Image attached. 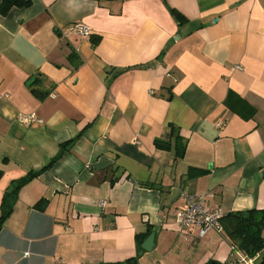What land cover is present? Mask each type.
Returning a JSON list of instances; mask_svg holds the SVG:
<instances>
[{"label": "crops", "instance_id": "obj_1", "mask_svg": "<svg viewBox=\"0 0 264 264\" xmlns=\"http://www.w3.org/2000/svg\"><path fill=\"white\" fill-rule=\"evenodd\" d=\"M20 1L0 13V264L123 260L147 230L139 264L239 259L175 217L184 194L264 209V0Z\"/></svg>", "mask_w": 264, "mask_h": 264}, {"label": "trees", "instance_id": "obj_2", "mask_svg": "<svg viewBox=\"0 0 264 264\" xmlns=\"http://www.w3.org/2000/svg\"><path fill=\"white\" fill-rule=\"evenodd\" d=\"M20 0H2L0 4V13H6L13 5L21 4ZM179 19L182 18L181 14L177 13ZM173 130V128H171ZM73 140L68 141L71 143ZM158 147L167 148L168 142L163 141L162 139L155 140ZM61 144L62 147L65 144ZM54 160H51L45 165L44 168H47ZM1 172V170H0ZM38 172H30L28 177L18 182L15 186L17 189L20 187V184L26 182V180L31 179L36 176ZM1 176V174H0ZM8 197L3 196L1 201V213H0V224L2 225L3 221L9 216L13 208V204L8 203ZM45 203V199H39L34 206L39 208ZM225 234L231 242V244L238 249L242 250L248 256H255V264H264V209H250L247 211L240 212H229L223 215L220 219ZM148 230L144 231L142 234H137V250L140 251L141 243L143 238L148 234ZM137 251V252H138ZM138 254L124 258L123 260L105 262L102 264H139ZM204 264H218L215 260L210 259Z\"/></svg>", "mask_w": 264, "mask_h": 264}, {"label": "built area", "instance_id": "obj_3", "mask_svg": "<svg viewBox=\"0 0 264 264\" xmlns=\"http://www.w3.org/2000/svg\"><path fill=\"white\" fill-rule=\"evenodd\" d=\"M69 32L85 36L90 34L91 29L83 22H75L65 27L64 34L67 36ZM234 68L241 69L238 65H235ZM32 120H37L33 114L23 116V121ZM206 195V193L184 194L185 206L176 211L175 218L179 228L195 230L198 237H204L209 230L220 231L222 229L220 219L223 217L224 211L221 208H210L204 204ZM105 204L106 200H100L101 207H105ZM232 264H255V260L252 256L243 254Z\"/></svg>", "mask_w": 264, "mask_h": 264}, {"label": "water", "instance_id": "obj_4", "mask_svg": "<svg viewBox=\"0 0 264 264\" xmlns=\"http://www.w3.org/2000/svg\"><path fill=\"white\" fill-rule=\"evenodd\" d=\"M153 238H154V233H151L140 245L141 250L138 252V255H141L145 250H151L152 249V244H153Z\"/></svg>", "mask_w": 264, "mask_h": 264}]
</instances>
